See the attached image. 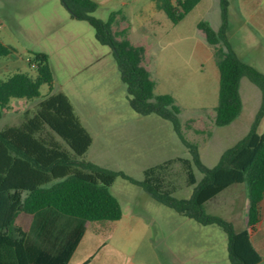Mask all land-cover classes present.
I'll use <instances>...</instances> for the list:
<instances>
[{"label": "rangeland", "instance_id": "obj_1", "mask_svg": "<svg viewBox=\"0 0 264 264\" xmlns=\"http://www.w3.org/2000/svg\"><path fill=\"white\" fill-rule=\"evenodd\" d=\"M91 1L97 4L91 17L106 21L111 13H117L114 31L126 29L130 43L144 48L143 65L155 83L154 93L175 99L185 140L198 146L204 166H215L220 155L247 134L261 100L259 89L242 78L240 114L225 127L214 126L219 75L213 48L197 23L206 21L218 30L219 0H201L176 25L155 9L153 0ZM228 2V43L243 62L264 75V0ZM0 44L14 50L0 56V78L14 72L34 76V56L47 55L53 92L70 99L92 137L87 161L141 181L146 168L175 157L190 158L170 123L130 109L111 49L95 40L87 21L71 19L62 0H0ZM39 92L45 97L49 87L43 84ZM24 104L21 100L10 102L20 111ZM17 115L2 117L0 130L16 123ZM257 132H264V117ZM196 176L201 177L198 171ZM232 187L211 200L206 212L220 214L223 204L235 198L232 225L239 230L245 216V188ZM109 191L120 203L121 218L101 222L111 230L96 235L99 252L92 264L102 258L108 264H229L227 238L220 227L200 226L120 177ZM190 192L182 187L176 195L185 198ZM29 219L23 215L18 223L26 229Z\"/></svg>", "mask_w": 264, "mask_h": 264}, {"label": "trees", "instance_id": "obj_2", "mask_svg": "<svg viewBox=\"0 0 264 264\" xmlns=\"http://www.w3.org/2000/svg\"><path fill=\"white\" fill-rule=\"evenodd\" d=\"M153 1L155 9L176 25L201 0ZM62 2L71 19L87 21L95 40L111 49L130 109L137 115H154L170 123L190 158L175 157L146 168L141 181L87 161L92 137L70 99L53 92L47 55L36 54L31 62L36 69L34 76L14 72L0 78V119L12 109L11 100L36 101L18 115L16 123L0 130V264H68L88 223L121 218L120 203L109 191L118 177L198 225L220 227L227 238L229 264H261L248 230L260 220L264 197V132H257L264 117V75L243 62L228 43V0H219L221 23L217 31L206 21L197 23L213 48L219 75L214 126L225 127L240 114L242 78L259 89L261 100L247 134L225 150L212 168L201 162L198 146L185 140L175 99L154 93L155 83L143 65L144 48L130 43L126 29L114 31L118 14L111 13L101 21L89 15L97 8L91 0ZM13 51L0 44V56ZM43 84L49 87L45 97L39 92ZM235 185L245 188L246 229L242 231L235 230L233 223L220 214L206 212L211 200ZM182 187L191 189L188 197H177ZM20 213L30 216L27 230L15 223Z\"/></svg>", "mask_w": 264, "mask_h": 264}, {"label": "crops", "instance_id": "obj_3", "mask_svg": "<svg viewBox=\"0 0 264 264\" xmlns=\"http://www.w3.org/2000/svg\"><path fill=\"white\" fill-rule=\"evenodd\" d=\"M35 103H36V101H34V103H32V104H35ZM27 104L30 105L31 103L24 104V110L23 111H20L19 109L15 110L14 108H12L4 116H7L8 114H12L15 112H16V115L17 114L20 115L21 113L25 112L27 109L31 108V107L27 108ZM233 188H235V187H231V189H229V188L228 189L232 190ZM217 197H215V198H217ZM246 204L244 205V208H243L244 213H246ZM223 207L224 208L222 209V212H220V215H224V217L226 219H228L231 223H235L234 215L236 212V199L230 198L228 201H226L223 204ZM208 213H210V212H208ZM23 215L30 217L29 215H26L24 213L18 214V216L16 217V220H15V223L18 226H20L18 223V220ZM29 224H30V219H29ZM29 224H28V227H29ZM92 224L93 225H91L90 227L86 226L85 233H84L81 241L79 242L78 246L76 247L73 255L71 256L68 264H92L94 262V259H96V256L98 255V252H99V250H98L99 249V242L97 241L96 235L102 231H106V230L110 231L111 229L105 225L106 223H92ZM20 227L23 230L28 229V227L26 229L23 228L22 226H20ZM245 229H246V223H245V216H244L243 227L237 231H242ZM248 236H249V240H250V243H251L253 249L261 256L262 261H264V197H263V200L261 203L260 220L256 224V226L253 230H248ZM108 263L109 262L106 258H102V259L98 260L96 264H108ZM188 263H190V262H188Z\"/></svg>", "mask_w": 264, "mask_h": 264}]
</instances>
